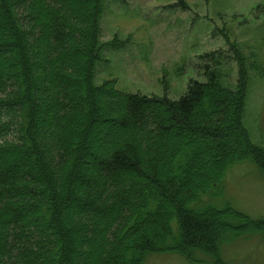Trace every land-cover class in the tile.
Masks as SVG:
<instances>
[{
	"label": "trees",
	"instance_id": "1",
	"mask_svg": "<svg viewBox=\"0 0 264 264\" xmlns=\"http://www.w3.org/2000/svg\"><path fill=\"white\" fill-rule=\"evenodd\" d=\"M103 4L0 0V264H142L164 251L226 264L224 243L264 238V217L211 203L234 163L264 174L242 123L246 58L235 52L233 85L206 65L178 99L96 84L114 44L100 40Z\"/></svg>",
	"mask_w": 264,
	"mask_h": 264
},
{
	"label": "rangeland",
	"instance_id": "2",
	"mask_svg": "<svg viewBox=\"0 0 264 264\" xmlns=\"http://www.w3.org/2000/svg\"><path fill=\"white\" fill-rule=\"evenodd\" d=\"M100 24V40L114 44L102 49L95 83L111 79L127 93L178 99L190 79H206V65L218 68L224 82L233 85L235 52L246 58L242 123L252 143L264 148V74L257 75L255 67L264 68V0H104ZM8 160L1 156L0 164ZM211 203H228L253 219L264 217L261 169L251 160L231 165L222 193ZM196 256L199 260L164 251L147 255L142 264H214L206 254ZM221 256L226 264H264V238L244 233L224 243Z\"/></svg>",
	"mask_w": 264,
	"mask_h": 264
}]
</instances>
